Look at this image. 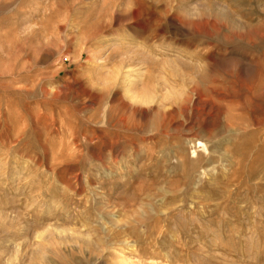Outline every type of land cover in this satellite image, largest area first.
Wrapping results in <instances>:
<instances>
[{"label":"rangeland","instance_id":"obj_1","mask_svg":"<svg viewBox=\"0 0 264 264\" xmlns=\"http://www.w3.org/2000/svg\"><path fill=\"white\" fill-rule=\"evenodd\" d=\"M0 264H264V0H0Z\"/></svg>","mask_w":264,"mask_h":264}]
</instances>
